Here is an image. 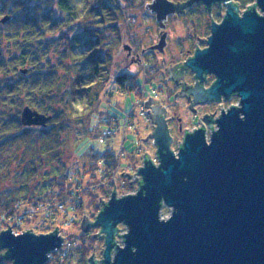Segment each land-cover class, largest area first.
Wrapping results in <instances>:
<instances>
[{
  "label": "water",
  "instance_id": "95a60500",
  "mask_svg": "<svg viewBox=\"0 0 264 264\" xmlns=\"http://www.w3.org/2000/svg\"><path fill=\"white\" fill-rule=\"evenodd\" d=\"M196 1L210 12L213 4H225L226 11L220 22H212L207 46L183 62L184 68L195 72L194 98L205 103L238 95L239 102L215 118L220 131L213 137L216 128L208 139L202 125L185 134L178 152L171 148L173 138L165 118L154 122L153 132L141 139H153L158 163L145 152L143 165L129 174L138 183L137 190L118 196L115 185L108 201L100 196L95 220L84 214V231L100 227L94 236L104 237L103 264H264V0H255L241 13L234 0H154L148 9L165 28L170 14L183 12ZM172 32L161 30L159 42L147 46L159 50L160 61L167 33ZM124 48L131 50L130 45ZM163 54L168 60L166 51ZM207 74L216 76L209 87L204 86ZM240 95L242 107L237 109ZM21 116L29 126L45 125L51 119L28 106ZM211 139L209 145L206 140ZM164 206L170 209L166 216ZM159 216L172 218L164 222ZM121 223L127 227L122 234ZM58 228L48 233L26 230L20 237L12 236V227L1 230L0 248L6 247L0 249L4 250L0 260L46 264L64 242ZM118 235L123 245L117 243ZM88 258L89 264H97L94 252Z\"/></svg>",
  "mask_w": 264,
  "mask_h": 264
},
{
  "label": "trees",
  "instance_id": "16d2710c",
  "mask_svg": "<svg viewBox=\"0 0 264 264\" xmlns=\"http://www.w3.org/2000/svg\"><path fill=\"white\" fill-rule=\"evenodd\" d=\"M134 4L128 0L127 11ZM128 26L126 9L112 0H0V226L16 229L37 218L42 221L41 217L58 215L57 202L63 203L67 212L76 206L82 208L84 196H99V190L95 195L79 185L85 174L95 178L97 168L109 174L116 153L91 148L84 153L82 167L76 163L75 168L66 166L64 155L71 147L73 126L82 127L74 152L82 142L101 138V133H92L86 121L102 103L108 106L100 113L103 135L111 117L129 112L122 114L118 103L113 105L115 95L142 93L139 74L118 67L129 59L118 55ZM137 60L131 58L132 63ZM148 65V70L154 69ZM114 69H118L114 87L105 90L103 85ZM101 92L106 95L103 101ZM27 106L51 119L45 125H24L21 115ZM10 177L19 179L13 193L5 195L2 190ZM71 193L76 199L81 195L80 205L69 204ZM50 227L35 225L23 230L48 233L53 231ZM82 247L80 252L86 255L89 248ZM51 260L52 264L65 263L52 257L46 264ZM0 264L12 261L3 259Z\"/></svg>",
  "mask_w": 264,
  "mask_h": 264
},
{
  "label": "rangeland",
  "instance_id": "374dc122",
  "mask_svg": "<svg viewBox=\"0 0 264 264\" xmlns=\"http://www.w3.org/2000/svg\"><path fill=\"white\" fill-rule=\"evenodd\" d=\"M135 4L134 7L131 8V10L127 11V20L129 26L125 30L127 31L126 37L124 38V44L123 45H130L135 46L137 51H134L133 54L137 53V57H131L128 56V54H125V51H127L126 48L123 46V50L118 52V55L121 58H129L124 59L123 67H121V63H119L118 67L119 70H125L128 69L126 67L131 62V58L138 59L139 63L141 61L149 62L153 66L154 69H147V75L145 78H141L139 76L138 82L141 84V91L143 93L136 94H116L115 96H119L121 99H116L114 97L113 101H115V104L118 103L119 109H122V114H124L125 111H132L131 115L129 116V121L127 123V127L123 126L122 130L116 131L113 134H105L104 141L105 145L104 147L98 148L96 147L95 143L87 144V147L85 148L84 152L81 153L83 155V158L81 160H75L73 158V151L74 147L76 145V142L79 140V137L82 136V127L80 124H76L73 126L74 128L71 130L70 135V143L71 147L69 151L65 152L64 160L66 161L67 167H77L75 164L78 163L80 167L83 164V161L86 160L84 157V153L89 151L91 148H94L98 151H104L105 149L112 150L116 153V162L115 165H111L109 167L110 173H104L103 170H98V168L95 170L96 179L90 177L89 173L85 174L84 181H82L81 189L83 191H91L94 192L96 195L97 193L99 196L95 198H91V196H84L83 198V207L80 208L79 206L75 207V210H69L65 211L59 202L55 204V207L60 209L58 212L59 214H51L52 217H41L43 220L41 221L39 218L35 219L31 223H23L18 224L19 226L15 229L13 228V231L15 232H23V229H27V227H34L35 225L39 226H51V230H55L58 226L59 233L64 237V242L60 248H57L54 250L52 256L50 255L49 259L53 258H60L64 259V264H89V258L93 252H94V258L98 259L97 264H103L102 258H103V252L101 251L102 248H105L104 243V237H99V234L97 236H94V233H97L100 231V227L91 226L88 231H84L82 227V220L84 218V214L88 216V219L95 220L96 215L100 211L101 208V199L104 201H108L109 198L112 195V192L114 190V187L116 185V193L118 196H122L124 194L134 192L138 188V183L134 181L133 177H129V174H134L137 172L138 167L140 165H143L144 161V155L145 152H148L153 160L157 162V156H156V146L154 145L153 140L150 139L144 140L141 138H146L150 132L153 130L151 129V123L149 121V118L147 117V112H145L147 109H151V106H145V101L149 99V97H155L160 100L165 99V95L162 91L159 90L161 88V80L164 77V73L162 72L164 70V67L170 63V60L172 58L174 59H183L185 58L190 51L193 50L197 43H199V36L201 37H208L210 30H209V24L211 21V16L208 13V11L204 8V6L193 3L191 6L189 5V9L186 12H176L174 14H177L176 17H174V14L169 15L165 28L160 27L158 20L156 19V15L152 13L148 8L145 9L143 7V0H134ZM242 1V7L244 8L248 4H251L254 0H239ZM259 10V9H258ZM225 14V8L219 7L216 5L215 8H213V19L217 22H220ZM167 28H170L173 32L172 35L170 33H167V45H165V51L168 55V60L165 58V54L160 52V56H162V60L160 61V58L156 51L153 50H147L148 45H154L156 40V43L159 42V39L161 37V30H166ZM197 41V42H196ZM206 40H202L200 42L201 47H205ZM196 42V43H195ZM136 44V45H135ZM142 44L144 49H146V52L143 54L142 52ZM159 58V60H158ZM130 61V62H129ZM118 63V62H117ZM147 78V79H146ZM144 79V80H143ZM146 80V81H145ZM145 91V92H144ZM148 93H151V95H148ZM145 97H147L145 99ZM172 103V101L168 100V103ZM239 99L238 97H232L228 101H225L224 105L227 107H230L232 104H238ZM154 102H152L153 104ZM182 108H181V117L182 121L180 124L185 126H191L198 122L201 115H195L193 111L187 108L184 102L179 101L178 102ZM151 104V105H152ZM173 104V103H172ZM180 106V107H181ZM111 111H115L114 109H111ZM143 111V117H139L138 113ZM143 121H148V123H144ZM174 124L177 126L178 121H175ZM174 137H176V141L173 143L175 144V148L177 149L176 142L180 139H182L181 135L177 131L174 132ZM98 141V140H93ZM83 142L77 146V150L80 149L81 146H83ZM79 147V148H78ZM101 165V162L98 163V166ZM123 172V174H122ZM128 173V174H127ZM17 177H10L7 181V185H4L3 193L5 195H11L13 193V190H15L14 182L18 180ZM132 181V182H130ZM9 184V185H8ZM101 188H106L108 191L106 193L101 192ZM2 189V187H1ZM76 192L80 191L79 188L74 189ZM81 192V191H80ZM100 192V193H99ZM80 194V193H79ZM72 195V193H71ZM81 195H79L80 197ZM103 196V197H102ZM75 195L69 196V204H78L80 205L81 200H79ZM53 201V200H51ZM50 203V202H49ZM98 205L99 208L95 209L94 206ZM40 210L43 212L45 211V208L40 207ZM170 213V209L166 206L162 209L163 216H166ZM45 221V222H44ZM11 222V221H10ZM51 224V225H50ZM120 231L119 233L122 234L125 231H127V227L125 224H119ZM2 229H6L4 225L0 226V232ZM23 230V231H22ZM38 230V229H37ZM87 233L85 235L84 241H82V234ZM116 241L119 245H123L124 241L121 235H118L116 238ZM87 247L88 249L87 254H83L80 252L83 250V247ZM93 247V248H92ZM68 248V250H67ZM87 249V248H86ZM4 252V250L0 251ZM54 260H51L50 263L52 264Z\"/></svg>",
  "mask_w": 264,
  "mask_h": 264
},
{
  "label": "flooded vegetation",
  "instance_id": "af4514ba",
  "mask_svg": "<svg viewBox=\"0 0 264 264\" xmlns=\"http://www.w3.org/2000/svg\"><path fill=\"white\" fill-rule=\"evenodd\" d=\"M171 1H174L175 3H185L187 0H171ZM234 1L239 3L240 13L243 12L244 10H246L249 7V5H251V4L253 5L255 2V0H254L251 4H249L243 8L242 7V1H239V0H234ZM194 3L195 4L198 3L201 6L203 5L204 8L207 10V8L203 2L196 1ZM216 5L219 7H224L225 11H226L225 4L219 5L217 3L213 4L212 12L207 10L211 16V21L209 24L210 33H211L212 22L215 21L212 17H213V8H215ZM188 9H189V5L186 6L183 13L186 12ZM257 9H258V7H257ZM210 33H209V35H210ZM200 37L201 36H199V38ZM207 38L201 37L199 39L200 42L202 40H206L205 41L206 42L205 47L207 46ZM200 42L196 44V46L193 50H190V49L188 50V51H190V53L185 58H183V59L172 58L170 60V63L164 67V70L162 71L164 73V77L161 80L162 81L161 82L162 87L159 88V90L163 92V94L165 95V99L160 100V99H157L155 97L149 98V99H151L150 100L151 102H149L148 105H150L151 107L154 108V109L151 108L152 111H149L150 108L147 109V111H148L147 117L149 118V121L151 123V129L154 130V127H155L154 122L155 121H157V120L160 121L161 118H165V120L167 121V124H168V131L173 138V140L171 142V148L175 152H178L181 143H183V139H184L185 134L188 131H192V130H195V129L201 127L202 125L206 129V136L209 139L212 131L217 127V124L214 122L215 118L218 117L224 109L228 108V107L225 108L226 106L224 105V103H225V101H228L225 99H222L221 101H207L205 103H200L194 98L192 91L196 85L195 72H193L189 67L184 68L183 62L187 58L194 56L195 51L198 48H204V47H201ZM147 50L156 51L157 49L147 48ZM134 51H137V50H136V47L133 45V46H131L130 51L127 49L126 53L128 54V56L137 57V53L133 54ZM157 51H159V50H157ZM164 51H165V49H164ZM144 53L145 52L143 51V54ZM206 77H207V79L204 83V86L209 87L216 80V76L214 74H207ZM232 97H238V99H239L238 95H233ZM168 100L172 101L173 104L171 102L168 103ZM161 101H163V103H161ZM179 101L184 102L185 105L187 106V108L190 109L191 111H193V113L195 115H198V114L201 115L196 124L191 125V126L187 125L185 127L182 124H180V122L182 121V117L180 114L182 106L178 103ZM152 102H154V103L152 104ZM206 116L208 117V119L205 120L204 117H206ZM175 121H178L177 126L174 124ZM177 128H178V133L181 135L182 139H180L176 142V144H177V149H176L174 147L175 144H173V143L176 141V137H174V132L177 131ZM151 133H152V131L150 132V134ZM150 140L152 141L153 139L150 138ZM156 150H157V146H156Z\"/></svg>",
  "mask_w": 264,
  "mask_h": 264
},
{
  "label": "clouds",
  "instance_id": "9594fccd",
  "mask_svg": "<svg viewBox=\"0 0 264 264\" xmlns=\"http://www.w3.org/2000/svg\"><path fill=\"white\" fill-rule=\"evenodd\" d=\"M92 2L94 3L95 0H92ZM117 2H118L122 7H124V8L126 9V15H127V4H128V0H112V3H113V4H116ZM153 2H154V0H143V7H144L145 9H147L148 6H149L150 4H152ZM121 51H122V50H121ZM158 60H159V58H158ZM120 66H121V67L124 66V65H123V62L121 63ZM148 67H149L148 63H147V62H144V61H141V62H139V63H129V64H128V72H129V73H132V74H139V76H140L141 78H145L146 75H147V73H146L145 70H146ZM117 71H118V69H114L113 72H112V74H111V76L109 77L108 81L104 83L103 87H104L105 90H108V89H111V88L114 87V83H113V82L115 81V77H116ZM148 95H151V93H148ZM240 97H241V104L236 106L237 109H239V108L242 107V99H243V97H242L241 95H240ZM146 98H147V97H145V99H146ZM105 99H106L105 92H101L100 100L103 101V100H105ZM116 99H121V98H120L119 96H117ZM161 103H163V101H161ZM114 104H115V101H113V105H114ZM105 107H108V106L103 105V103H102V104L97 108V111H96V112H93V114H92V115L88 118V120L86 121L87 126H88V128L92 131V133H94V134H95V133H101V138H100L98 141H93V140L89 139L88 142H87V144L95 143V144H96V147L101 148V149L104 147V145H105V141H104V139L102 138V132H101V130L103 129V123H102V117H101L100 113H101V111H103V109H104ZM149 111H152V109H149ZM228 111H229V110H225L224 113H227ZM138 116L142 118V117H143V111H141L140 113H138ZM240 118H241V119H244V118H245V116H244L243 113L240 114ZM143 122H144V123H148V121H143ZM72 123L75 124V121H73ZM219 131H220V127L216 128L215 131L212 133V137H213V134H214L215 132H219ZM206 141H207V143H208L209 145L212 143V139H211V141H208V140H206ZM87 144L81 146L79 150L74 151V153H73V158H74L75 160H81V159H82V155H81V153L84 152L85 148L87 147ZM176 158L179 159V158H180V155L176 156ZM157 168H159V166H157ZM133 196H135V195H133ZM173 207H174V206H173ZM174 212H175V208H174ZM174 212H173V214H174ZM172 216H173V215H172ZM172 216H171V217H168V218H161V217L159 216V219H160L161 221L167 222V221H169V220L172 218ZM0 219H2V218H0ZM11 234H12V236H14V237H20V236L23 235V234H21V232H11ZM33 235H34V234H33ZM35 236H37V235H35ZM37 237H39V236H37ZM5 247H6V246H5ZM5 247L0 248V249H4ZM8 247H10V246H8ZM122 249H124V248H122ZM132 251H133V252L137 251V249L135 248V246L132 248ZM0 255H2V252H0ZM116 257H117V256H116ZM116 257H115V259H116Z\"/></svg>",
  "mask_w": 264,
  "mask_h": 264
},
{
  "label": "built area",
  "instance_id": "2783aa9c",
  "mask_svg": "<svg viewBox=\"0 0 264 264\" xmlns=\"http://www.w3.org/2000/svg\"><path fill=\"white\" fill-rule=\"evenodd\" d=\"M131 112L132 111L127 112L125 115H123L120 118L111 117V124L109 125L110 127L102 135V138L104 139L105 134H113L117 130L118 131L122 130V127L123 126H126L127 127V123L129 121V116L131 115ZM123 129H124V127H123ZM124 131H125V129H124ZM157 163H158V160H157ZM60 204L63 205V203H60Z\"/></svg>",
  "mask_w": 264,
  "mask_h": 264
}]
</instances>
